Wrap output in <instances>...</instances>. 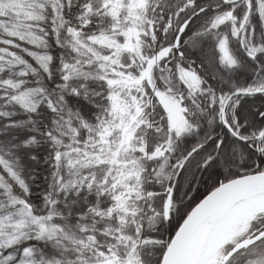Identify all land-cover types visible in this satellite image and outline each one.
<instances>
[{
	"label": "snow or ice",
	"instance_id": "1",
	"mask_svg": "<svg viewBox=\"0 0 264 264\" xmlns=\"http://www.w3.org/2000/svg\"><path fill=\"white\" fill-rule=\"evenodd\" d=\"M0 264H264V0H0Z\"/></svg>",
	"mask_w": 264,
	"mask_h": 264
}]
</instances>
